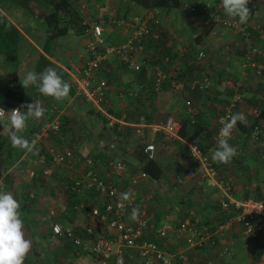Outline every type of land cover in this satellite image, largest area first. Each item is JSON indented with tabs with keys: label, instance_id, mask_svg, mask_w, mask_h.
I'll return each mask as SVG.
<instances>
[{
	"label": "crops",
	"instance_id": "crops-1",
	"mask_svg": "<svg viewBox=\"0 0 264 264\" xmlns=\"http://www.w3.org/2000/svg\"><path fill=\"white\" fill-rule=\"evenodd\" d=\"M217 1L179 0V6L176 8L149 11L135 8L125 11L126 0H85L81 4L84 8L82 10L83 16H90L102 22L107 43L125 39L119 28L112 23L113 18H128L135 15L156 16L158 20L156 26H159L163 34L162 39L165 40L166 47L176 57L169 64L171 68L168 71V77L173 76L189 64L193 63L194 66H197L198 63L202 64V70L197 76L194 77L192 73L189 75L190 83L187 88L182 87L181 81L177 82L173 79L158 89L152 99L149 97L146 99L143 98V96L147 97V94L143 93V87L148 85L147 82L151 80L152 76H149V79L148 76H145V80H139L136 72L120 65L116 58H109L106 67L111 70L109 77L112 78L108 80L109 91L106 108L117 119L114 125L110 127L106 122L105 127L104 122L97 114L98 111L89 102L77 95H74L57 115L61 116L64 113L73 118L74 132L79 130V136L82 135L83 130L87 134L89 130H93L91 131L93 136L84 135L85 139L81 136L77 138V134L73 138L67 137L66 141H70V146L77 149V161L89 155L94 157L95 169L104 177L111 171L108 167L109 163L116 160L126 163L125 172L121 175L112 172L111 179L123 193L129 192L130 196L135 197L137 207L145 206V217L148 223L146 235L148 240L156 246L155 253L150 255L152 264H179L181 261L178 254L180 253L184 254L188 262L193 264H225L222 259L225 257L222 254V248L227 250V244L233 243L234 233H239L235 227V230L230 233L224 230L217 235L216 230L225 219L224 213L219 209V201L222 198L221 191L212 183L202 180L199 175L188 176L190 169H197V163L190 157L187 145L204 146L203 153L210 157L214 138L218 134V113L220 109L223 111L231 98L230 84L238 82L243 85L240 89L243 102H241L242 105L240 104L239 109L245 113V116L250 113L249 107H251L250 104H247L246 98L252 99L253 97L255 99L263 91L260 76L248 71V80H246L243 75L244 70L241 66L243 51L235 49L233 45L241 39L240 35H235L230 31L220 34L218 27L212 22L207 25L200 14L185 15L181 9L187 5L201 6L206 2L216 3ZM8 10L12 13V18L4 11L5 15L20 31L21 26L26 31H21L27 41L19 50V62L16 66L19 78L22 80L28 71L33 70L36 56L32 48L39 49L37 43L42 31L39 23H34L23 11L17 8ZM158 18L161 23H159ZM222 18L228 21L235 19L227 16L225 12L222 13ZM248 25L254 43L264 50V0L258 1L256 11L250 15ZM74 30L70 29L68 32L74 34V36H68L69 41L67 43L70 49L66 50L57 42V48L53 58H51L66 71L73 70V67H82L86 58L85 47L87 43L81 46L82 39L79 38L81 33ZM162 46L163 42H160L158 46L151 47L150 42L147 41L144 44V52H141L140 55L143 56L148 50L158 49V47L160 51ZM199 50H203L205 53V57L200 60L196 58V53ZM69 52H71L70 55ZM158 56L161 55L158 54ZM162 63L165 64L166 68V63ZM8 67L0 58V72ZM205 77L208 78L209 82L206 88L194 83V80L202 82ZM121 91L127 92V95L120 97ZM132 91L138 92V99L134 100L128 96L129 92ZM190 111H195L198 124L189 125L188 129L185 128V137H181L179 133L175 137H166L162 131L156 130L157 125L166 116L171 115L181 121L185 120L184 118L188 116ZM233 131L236 132V129ZM21 136L25 138L28 136L26 129L21 132ZM41 137L44 136H40L39 139ZM58 138L59 141H62L60 136ZM7 140L9 141L8 138ZM53 140L51 139L52 142ZM44 141L45 143L42 144H48L46 149L50 153L49 159L48 155L47 157L42 155L41 150L38 149L29 153L26 150L14 148L15 153L21 152L15 161L7 167L0 162V191L11 192L20 203L25 234L27 238L32 240V248L24 264H102L98 258L89 252L74 249L69 246L65 239L57 237L51 232V224L58 222L63 226L80 229L90 225L98 234L114 235V231L107 222L92 218L90 215L87 216V212L81 209L73 213L69 208L67 194L64 191V182L66 178L71 181L81 175L84 168L80 162L74 164V167L69 165L58 166L49 176L41 179L37 177L49 163L46 160L51 159V150H53L49 148L52 142L48 139H44ZM148 142L155 145V160L162 165L163 175L159 179L151 178L148 175V178L139 179L138 183L133 185L132 177H137L140 171H143L141 166L146 159L141 148ZM229 143L233 146L236 145L232 141ZM259 143L264 144V142ZM259 158L264 163V156L261 155ZM239 162H237V166H234L235 162L221 164L218 169L219 176L230 175L233 177L235 196L240 197L245 193H264L262 190L264 188L262 165L256 164V178L253 181L254 186H252L243 176L242 171L246 166L242 167L243 169L240 171ZM236 169L240 172H237ZM261 172L263 179L260 183L257 177H261L259 175ZM83 194L87 196L86 193ZM91 194L95 195L88 196L90 206H101L106 201L103 195ZM188 210L195 217V222L198 223L201 218L207 220L208 226L200 222L198 224L207 226L213 234L216 233V236L213 237L214 245L202 241L200 244L189 246L186 241L189 235L177 234L176 224L180 222V216L185 215L184 213ZM164 225H168L169 229L164 236H160L158 232ZM198 240L199 238L194 239L195 242ZM130 249L134 251V248H123L121 253L114 256L109 263L114 261L116 264L117 258L121 257L123 252L126 253L125 250ZM129 252L128 254H133ZM52 254H57V256L53 257ZM49 255L51 257H48ZM236 255L238 253H232L231 258ZM128 258L133 259V256H128ZM140 259L143 260L141 257Z\"/></svg>",
	"mask_w": 264,
	"mask_h": 264
},
{
	"label": "built area",
	"instance_id": "built-area-1",
	"mask_svg": "<svg viewBox=\"0 0 264 264\" xmlns=\"http://www.w3.org/2000/svg\"><path fill=\"white\" fill-rule=\"evenodd\" d=\"M125 1V0H123ZM250 1V0H249ZM183 14L194 15L200 14L206 24L210 25V22L214 23L218 27L220 34H225L230 31L235 35H240V40L233 44L237 50H242L243 55L241 58V66L243 68V75L248 80V71L254 75L260 76L261 70L264 67V50L257 46L252 39V32L249 31V19L245 24H240L238 18L234 20H225L222 18L224 12L221 7V0L216 3H204L199 5H187L183 8ZM254 10L252 13H254ZM0 12L4 13V10L0 7ZM159 19V18H158ZM160 20V19H159ZM113 24L119 28L120 33L124 35V40L119 42L107 43L104 37V28L101 21L90 17L84 16L81 21L83 28V34L88 35V41L85 47L86 58L82 67H73V70H68L69 80L74 87L75 95L82 97L85 101L89 102L92 107L98 111L105 120L107 125L112 127L117 121L106 108L107 94L109 91V81L112 77L110 75V69L106 67V63L109 58H116L118 63L124 67L130 68L133 72L139 73L142 68L152 71V80L154 89L158 90L162 80L168 74L164 71L165 64H149L144 55L141 56V52L144 50V44L151 38L157 39L161 36V31L156 17L147 16L146 18H140L139 16H131L120 19H114ZM161 23V20L160 22ZM155 24V25H154ZM242 40V41H241ZM205 57L203 50H199L196 53L197 59ZM194 83L200 84V87L206 88L209 85L208 78L205 77L202 82L194 80ZM241 83H231V98L227 105L224 107V112L218 116V134L215 136L214 141L216 144L219 131L222 127L221 121L227 119L232 113H245L238 107V103L241 104L242 96L240 89ZM127 92L121 91L120 97H125ZM137 91L129 92L130 97L136 98ZM21 105H14L10 110H6L3 106L0 108L5 111H11L13 109L20 108L21 112L23 108ZM193 122V121H192ZM179 120L168 115L164 120L157 125L156 130H160L166 137H175L178 135L180 129ZM60 129L59 118H54L50 122L44 124L42 132L36 134L33 139L39 140L40 136H48V131L58 132ZM259 129L256 127L252 133L254 139L258 138ZM232 137V134H231ZM32 140V139H31ZM264 139L262 138V141ZM195 144L187 145L190 157L197 163V169H190L188 171L189 177L199 175L202 180L208 183H212L219 188L222 194V198L219 201V209L224 213L225 219L223 223L219 224L216 232L224 230L235 229L239 230V233L246 240H264V195L259 198L253 197H236L233 188V177L230 175L219 176L217 169L211 162L208 156H206L199 146L195 145L196 151L191 152V147ZM51 159L47 166H45L41 172V176H49L53 173L54 169L61 165L73 166L76 163L83 165V171L81 175L75 179L70 186L73 192L91 193L94 191L97 194L103 195L106 201L101 205H93L90 207V216L92 218H98L101 221L107 222L109 227L114 231V235L96 234L92 226L87 225L83 229L85 236L81 237L76 233V229L72 226H63L58 222L51 224V232L63 239L70 240L74 246L81 248L83 251H87L96 258L99 259L102 264H109L112 258L121 253L123 248H135L139 251L140 257L146 264H152L150 255L155 253V244L150 240H142L144 234L148 229L147 219L145 217L144 207L136 206V199L134 196H130L127 201L120 199L123 193L121 189L115 186L114 181L111 179L112 172L121 175L127 169V165L124 161L116 160L108 164L110 172L103 175L95 169L94 160L86 156L82 160L77 161L75 148H65L60 151L51 150ZM141 151L146 160H154L156 158V148L151 142L144 144ZM148 178V174L145 171H140L137 177H132L131 182L133 185L138 183V180H145ZM84 206L83 203L81 207ZM133 208L139 210V216L133 220L131 219V212ZM169 229L168 225H164L159 230V235L164 236ZM178 235L186 232L189 236L186 238L189 246L200 244L202 241L208 242L211 245L215 244L213 239L216 233L213 234L207 226H202L200 229L193 227L189 220L182 222L176 229ZM195 238H199L198 241H194ZM226 250V249H223ZM181 264H193L188 262L184 254H178ZM264 262V256L259 259Z\"/></svg>",
	"mask_w": 264,
	"mask_h": 264
},
{
	"label": "trees",
	"instance_id": "trees-1",
	"mask_svg": "<svg viewBox=\"0 0 264 264\" xmlns=\"http://www.w3.org/2000/svg\"><path fill=\"white\" fill-rule=\"evenodd\" d=\"M85 0H0V7L4 9H13L17 8L21 11H23L28 18L32 19L34 23H39V27H41V36L40 40L38 41L37 45L39 49L32 48L34 50V54L36 56L35 64L32 71H35L36 73L42 72L45 68L53 67L56 69L58 74L68 83L71 85L70 93L67 98H65L63 101H56L51 97H45L43 95H39L37 89L34 86H31L29 88H23L20 84V78L16 70V66L19 62V50L20 48L26 43V38L22 34V32L15 26V24L2 12H0V58L3 59V61L9 66L8 68L2 70L0 72V106H3L6 110H10L14 105H27L30 103H34L37 99L40 100L41 105L44 109V115L40 119H29L27 121V133L28 136L26 137L29 141L35 137L36 134H40L42 132V128L45 123L50 122L54 118H59L60 121V129L58 132H53L51 130L48 131V136L41 137L37 141L36 149L41 150V154L48 155V159L50 158V153L46 149L48 147L45 144L44 139H48L51 141V139H54L52 143H50L49 148H52L55 151H59L65 148H72L70 146V141H66L70 136L76 137L75 135V123L74 119L68 117L64 113L61 114V116H57L59 114V111L64 108L69 100L74 97L75 90L71 82L69 81V75L66 70L58 66L54 61L51 60L54 55V51L57 48V42L60 38L66 36L70 29H75L74 31L80 32L83 34V26L81 24V21L83 20L84 16L82 15V8L81 4ZM259 0H250L248 3V8L251 11V14L254 10H256L258 6ZM126 7L125 11H128L130 9H139L143 11H149V10H166V9H172L179 6V0H126ZM182 9V8H181ZM38 12V14H37ZM140 18H146V15H136ZM156 17V16H155ZM154 17V18H155ZM125 18V17H124ZM118 19V18H113ZM112 20V21H113ZM155 25V24H154ZM156 26V25H155ZM162 33L161 36L157 39H149L151 47L158 46V43L163 42V46L161 47L160 51L156 48L153 50H148L145 52L144 59L149 64H163L162 62L166 63V68L164 65V71L168 73L169 69L171 68L169 66L170 63L176 58L175 54H172V51L166 47L165 40L162 39ZM254 41V40H253ZM198 43V42H197ZM146 44V43H145ZM146 49V48H145ZM144 52V51H143ZM176 53V51H175ZM160 54L161 56H158ZM177 54V53H176ZM200 64V65H199ZM202 70V64L198 63V65L194 66V64H189V66H184L181 70H179L176 74H174L171 77H168L167 74L166 77L162 80L161 85L159 87L162 88L164 84L168 81H171L175 79V81H181L182 87L187 88L190 83L189 75L192 73V75L195 77L197 76L200 71ZM138 76V79H146L145 76H152V71L146 70L142 68L139 73H136ZM168 77V78H167ZM260 77L262 79L261 82V88H262V94L259 96H256L255 99L252 97V99L246 98L247 104H250L251 107L249 109H252V115L250 117L245 116L246 118V124L237 123V126L234 128L236 131H238L240 134H246L249 137L252 136L253 131L257 127L259 129L258 131V138L254 139L255 142H257V147L255 149H259L262 143L259 142L262 141V138L264 139V67L261 70ZM151 78V77H150ZM148 85L143 87V93L147 94L146 98L148 97L152 99L154 97L155 93L158 90L154 89L153 80L151 78L150 81L147 82ZM180 84V82H179ZM197 88V87H196ZM200 90V89H199ZM205 91V90H201ZM207 91V90H206ZM241 93V91H240ZM139 95H137L136 98H133L134 100L138 99ZM245 100V98H244ZM243 102V101H242ZM228 103V102H227ZM226 103V105H227ZM245 103V105H247ZM242 105V104H241ZM240 104L238 103V107L235 109H239ZM217 108V107H216ZM220 109V108H219ZM27 109L23 108L22 112H26ZM224 112V109H220L218 116L221 115ZM99 118L104 122L106 127V121L104 119V116H102L99 112H97ZM145 117L147 115L145 114ZM185 120L179 121L181 124V127L178 131L179 135L181 137H185L186 135V129L189 128V125L195 126L198 124L197 121V115L195 111H190L188 113V116L184 118ZM193 121V122H192ZM193 123V124H192ZM71 124V125H70ZM0 131H2V127H0ZM217 132V127H216ZM61 137L62 141H59L58 137ZM79 136V135H78ZM68 137V138H67ZM253 137V136H252ZM8 134L6 132H0V162H2L6 167L11 165L15 159L21 154L15 153V149L12 147L10 141L7 140ZM231 141V140H229ZM228 141V142H229ZM68 144H67V143ZM230 144V143H229ZM66 146V147H65ZM215 141H213L212 149L216 148ZM199 148L202 152H204V146L199 145ZM46 149V152H45ZM44 151V152H43ZM15 153V154H14ZM90 156V155H89ZM93 160L94 157L90 156ZM235 158V157H233ZM211 160V157H209ZM49 160H46L48 162ZM213 165L219 171L218 169L221 167V164L223 163H216L213 162ZM237 164V162H236ZM141 169L145 171L151 178L159 179L163 175V168L162 165L154 160H145L141 166ZM1 175V173H0ZM39 179H41L44 176L37 175ZM67 178L64 182V191L67 194V201H69V208L70 210L75 213L79 209L83 210L84 212H87V216L90 215V200L88 196H94V191H91V193H87V196H85L82 192H73L70 189V186L73 182V180L68 181ZM264 193H245L243 194L244 197H253V198H259L263 196ZM82 206L81 207V205ZM80 210V211H81ZM185 215L180 216V222H183L184 220H189V223L197 228L200 229L202 225H199L198 223H203L204 225H207V220L205 218L199 219V222H195V217L192 215L190 210H188ZM178 222L176 224V228L181 224ZM203 225V226H204ZM208 226V225H207ZM76 229V233L78 235H81V237H84L85 235L83 233V229L74 227ZM215 229V226L213 227ZM96 234H98L95 231ZM66 242H68L69 246L73 247L74 249H79L81 251V248H78L73 245V243L70 240L65 239ZM142 240H148L147 235L144 234L142 237ZM158 241V240H156ZM155 241V243H157ZM246 252L250 256L251 264H258L259 259L264 256V240L257 239V240H246ZM133 253V254H128ZM125 250L126 253L123 252V264H146L144 260L140 259L139 251L134 248V251ZM136 252V253H135ZM128 256H133V259L128 258ZM180 264V263H179Z\"/></svg>",
	"mask_w": 264,
	"mask_h": 264
},
{
	"label": "clouds",
	"instance_id": "clouds-1",
	"mask_svg": "<svg viewBox=\"0 0 264 264\" xmlns=\"http://www.w3.org/2000/svg\"><path fill=\"white\" fill-rule=\"evenodd\" d=\"M249 0H221V7L225 14L231 18H238L240 24H245L251 11L248 8ZM21 86L29 88L34 86L39 95L51 97L56 101H63L69 96L71 85L65 81L53 67L45 68L42 72L28 71L20 80ZM20 108L5 111L0 108V127L8 134L13 148L26 150L31 153L36 149L37 141L19 135L27 127L29 119H40L44 109L39 99L34 103L21 105ZM105 119V118H104ZM246 124L243 113H232L227 119L221 121L222 127L216 141V148L210 151L213 162L228 164L235 156L237 149L229 144V139L237 123ZM191 152L196 151L195 145L190 146ZM129 192L121 194L120 199L127 201ZM20 203L11 192L0 191V264H24L32 248V240L26 237L25 224L20 211ZM139 216V210L133 208L131 219ZM116 264H123V257H118Z\"/></svg>",
	"mask_w": 264,
	"mask_h": 264
},
{
	"label": "rangeland",
	"instance_id": "rangeland-1",
	"mask_svg": "<svg viewBox=\"0 0 264 264\" xmlns=\"http://www.w3.org/2000/svg\"><path fill=\"white\" fill-rule=\"evenodd\" d=\"M4 11L8 14V16L10 18H12V13L9 10L4 9ZM20 29H21V31L26 32V31H24V28H22V26L20 27ZM70 35L74 36V34L70 32L66 35V37L60 38L58 41L59 46H61V47L63 46L66 50L70 49V46L67 43L69 41L68 36H70ZM79 38H80V40L82 39L81 46L84 43L86 44L88 41V35H86V34L79 35ZM70 53L71 52H69V55H70ZM250 115H252V109H250V113H248L249 117H250ZM91 131H93V130H89V133L87 134L83 130L81 133L82 135H80V136L84 139H85V137H83L84 135L87 137H89V136L92 137L93 132L91 133ZM79 132L80 131L77 130L75 132V134L78 135ZM19 135H21V133H19ZM80 136H78L77 138H80ZM231 141L236 143V145H234V146L232 145V146L237 149L236 154L234 156L235 158H232L231 162L236 163V162L241 161V162H239L240 163V171L243 169L242 167L246 166L242 171L243 176L245 177L244 179H247L250 182V184L252 186H254L253 181L256 178L255 172L257 170L255 168L256 164L259 163L260 166L262 165L261 170L262 169L264 170V163H262L260 158H259L261 155L264 156V144H262L259 149H255L257 147L258 143L255 142L254 138L252 136L249 137L246 134H240L238 131H236V132L232 131ZM252 142H254V143H252ZM86 143H88V142L86 141ZM234 166H237V164H234ZM236 171L240 172L237 169H236ZM245 172H247V173H245ZM262 172L259 174V175H261V177H257V180L260 183L263 179ZM262 190L264 191V188H262ZM232 230H235V229L233 228V229L229 230L228 232L230 233ZM234 234H235V237H234L233 243L227 244V246H226L227 250H222V252H223L222 254L225 255V257L222 258L223 262H225V264H251L250 256L248 255V253L245 250L246 249V245H245L246 241L243 239L241 234H239V233L238 234L234 233ZM183 235L187 236V233L184 232V233H182V236ZM222 249H224V248H222ZM232 253H235V254L238 253V255L233 256L231 258ZM52 256L53 257L57 256V254H52ZM48 257H51V255H49ZM67 261H69V260H67ZM66 263H68V262H66ZM109 264H114V261H112ZM258 264H264V262L259 261Z\"/></svg>",
	"mask_w": 264,
	"mask_h": 264
}]
</instances>
